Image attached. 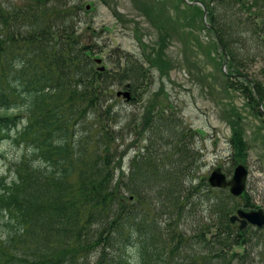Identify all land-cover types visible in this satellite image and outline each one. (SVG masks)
I'll return each instance as SVG.
<instances>
[{"label": "trees", "instance_id": "trees-1", "mask_svg": "<svg viewBox=\"0 0 264 264\" xmlns=\"http://www.w3.org/2000/svg\"><path fill=\"white\" fill-rule=\"evenodd\" d=\"M200 1L228 88L264 116V80L253 72L264 63V0ZM87 12L82 0H0V140L29 152L0 176V264H247L256 248L264 254V228L231 223L239 197L199 173L196 130L164 86L151 92L155 71L166 73L163 45L149 52L140 38L139 55L121 50L100 73ZM151 21L166 41V21ZM127 85L142 112L117 109L114 89ZM230 124L245 164L243 129Z\"/></svg>", "mask_w": 264, "mask_h": 264}, {"label": "rangeland", "instance_id": "rangeland-1", "mask_svg": "<svg viewBox=\"0 0 264 264\" xmlns=\"http://www.w3.org/2000/svg\"><path fill=\"white\" fill-rule=\"evenodd\" d=\"M189 1L193 0H82L84 8L91 5L82 24L84 29L90 26L94 30L86 29V37L95 48L91 55L102 57L106 66L113 68L119 51L140 54V38L148 42L149 52L153 46L154 50H160L163 45L166 73L160 76V72L155 71L151 92L164 86L172 107L196 130L195 147L202 155L199 173L208 178L219 166L228 178L232 177L237 160L231 144L234 131L230 120H236L248 145L245 165L249 170L246 191L236 200L237 206L244 208L247 199L254 204L250 209H264V116L251 109L241 90L228 88L221 47L213 46L216 38L206 28L208 18L205 20L204 14ZM157 14L166 21L164 42L160 41L162 30L151 21L157 19ZM263 65L255 64L253 72L264 80ZM120 89L125 88L116 86L114 91ZM159 98L163 99L164 94ZM141 105L121 98L117 109L136 114ZM28 153L13 140H0V176L11 177L17 160ZM133 153L131 150L125 159V172L129 171ZM4 232L0 219V237ZM243 251L240 249L238 253ZM262 251L256 248L247 264H264Z\"/></svg>", "mask_w": 264, "mask_h": 264}, {"label": "water", "instance_id": "water-1", "mask_svg": "<svg viewBox=\"0 0 264 264\" xmlns=\"http://www.w3.org/2000/svg\"><path fill=\"white\" fill-rule=\"evenodd\" d=\"M188 2V1H187ZM190 4H198L204 10V19L207 20L208 10L206 6L200 0L189 1ZM86 9H91V5L87 4ZM206 25L209 28H213V25L206 21ZM220 42V39L218 37ZM226 56V55H225ZM92 61L94 62V68L96 71L102 73L107 71V66L104 63V59L100 56H92ZM223 71L228 74L227 71V61L223 65ZM127 85L126 89H120L116 91V96L118 98H123L127 101L131 100L132 93ZM261 110L263 111L262 107ZM264 112V111H263ZM249 170L247 166L240 160L235 168L232 177L228 178L227 174L222 170L221 167H215L208 177L210 185L214 188L229 189L230 193L235 197H241L246 191L247 180H248ZM231 223L239 222V228L245 229L248 225L255 226L257 228L264 227V209H249L238 208L235 214L230 216ZM242 248H236L235 251L238 252Z\"/></svg>", "mask_w": 264, "mask_h": 264}, {"label": "bare ground", "instance_id": "bare-ground-1", "mask_svg": "<svg viewBox=\"0 0 264 264\" xmlns=\"http://www.w3.org/2000/svg\"><path fill=\"white\" fill-rule=\"evenodd\" d=\"M261 107H263V106H260V109H261ZM263 109V108H262ZM263 111H264V109H263Z\"/></svg>", "mask_w": 264, "mask_h": 264}, {"label": "flooded vegetation", "instance_id": "flooded-vegetation-1", "mask_svg": "<svg viewBox=\"0 0 264 264\" xmlns=\"http://www.w3.org/2000/svg\"><path fill=\"white\" fill-rule=\"evenodd\" d=\"M238 224V223H237ZM239 226V225H238Z\"/></svg>", "mask_w": 264, "mask_h": 264}]
</instances>
